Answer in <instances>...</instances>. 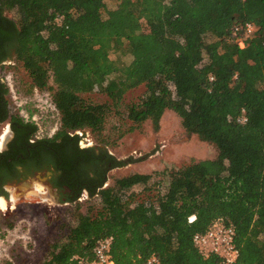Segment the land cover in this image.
<instances>
[{"label": "trees", "instance_id": "1", "mask_svg": "<svg viewBox=\"0 0 264 264\" xmlns=\"http://www.w3.org/2000/svg\"><path fill=\"white\" fill-rule=\"evenodd\" d=\"M102 1L0 0V49L13 43L30 87L50 92L60 117L55 134L34 145L53 155L72 189L67 201L76 203V224L61 225L43 264L91 261L103 237L112 238L115 264H147L153 256L154 264H221L193 242L218 218L235 228L234 264H264V0H116L117 17L103 16ZM248 23L250 35L234 34ZM142 84L144 95L127 105L126 131L147 120L158 131L168 108L217 155L105 186L110 170L135 160L118 159L98 143L81 148L77 132L106 143L112 105ZM94 92L107 100L94 103ZM8 94L0 83V120ZM13 122L26 146L37 126L17 116ZM85 189L98 207L81 210Z\"/></svg>", "mask_w": 264, "mask_h": 264}, {"label": "rangeland", "instance_id": "2", "mask_svg": "<svg viewBox=\"0 0 264 264\" xmlns=\"http://www.w3.org/2000/svg\"><path fill=\"white\" fill-rule=\"evenodd\" d=\"M116 3V0L102 1L104 17L118 16ZM7 14L15 16L14 11ZM207 38L211 40L210 36ZM112 57L116 58L117 54L113 53ZM121 57L124 62L131 60L130 56ZM6 76L10 86L7 98L11 108L22 114H34L35 108L39 109L36 115L41 125L38 136H51L59 126V120L50 103L49 93H40L30 87V79L21 63L11 65L6 70ZM145 91L146 86L142 84L126 92L118 105H112L101 135V138H106V143L98 140L90 131L82 132L86 144L90 140L91 146L97 143L105 146L118 159L135 160L110 170L105 186L114 185L117 180L131 173L161 171L166 167H179L191 159H210L217 155L214 145L201 141L196 135H189L181 124V118L168 108L161 115L158 131L154 129L152 120L145 121L140 129L126 131L131 125L126 118L127 105L137 101ZM89 95L94 103L107 100V96L101 93ZM78 203L81 210L85 211L91 204L98 207L99 199H91L84 193ZM75 206L76 203L57 204L48 200L36 204L23 203L17 210H0V216L4 217V223L0 220V264H43L50 257L52 244L57 240L61 225L76 224Z\"/></svg>", "mask_w": 264, "mask_h": 264}, {"label": "flooded vegetation", "instance_id": "3", "mask_svg": "<svg viewBox=\"0 0 264 264\" xmlns=\"http://www.w3.org/2000/svg\"><path fill=\"white\" fill-rule=\"evenodd\" d=\"M0 55L5 57L0 61V83L6 88L8 86L6 70L15 64L11 41L0 49ZM7 109L6 119L0 120V198L7 202L6 210H17L18 206L23 203L36 204L48 200L55 201L57 204H68L67 200L72 189L67 183H64V173L54 167L53 155L43 148L38 149L37 145H34L37 141L33 138L29 139L30 143L24 146L19 138L20 132H17L13 125L15 114L10 111L9 103ZM1 113L0 109V116ZM86 142L88 143L86 144L83 138L80 139L79 146L81 148L90 147V140ZM22 149L27 151L26 155ZM8 151L17 152V156L15 158L10 156L6 160L4 156ZM48 163L50 164L47 166ZM84 193L88 194L89 191L85 189L81 195ZM0 210L3 209L0 208ZM2 215L4 216V213ZM0 220L4 223V217L0 216Z\"/></svg>", "mask_w": 264, "mask_h": 264}, {"label": "built area", "instance_id": "4", "mask_svg": "<svg viewBox=\"0 0 264 264\" xmlns=\"http://www.w3.org/2000/svg\"><path fill=\"white\" fill-rule=\"evenodd\" d=\"M61 21V20H59ZM254 30V26L251 23L246 24L244 27H235L234 34L237 35L241 33V31H244L245 35H250ZM240 47H244V42L242 40L239 41ZM6 75V74H5ZM7 81V80H6ZM7 85L10 90L9 82L7 81ZM37 89V88H34ZM38 90V89H37ZM40 91V90H38ZM45 92L46 94L50 95V103L53 105L56 115L59 120V126H60V117L58 114V111L52 102L51 94L48 91H40ZM10 104V103H9ZM36 112L34 114H22L15 112L11 106L10 111L15 114V116H18L19 118L23 119L24 122L27 123H33L37 126V132L34 134L33 139H41L45 137L38 136V133L40 131L41 125L39 122V119L36 115H38L39 109L35 108ZM243 122H245L247 119L245 116H242L241 119ZM57 129L53 132L51 136L55 134ZM80 135H82V131H78ZM47 136V137H51ZM194 217L190 218V221H192ZM235 228L229 225H226L224 223V220L222 218H218L213 222V224L203 233H196L193 236V242L195 246L198 248L199 252L204 257H209L211 255H215L220 259L221 264H234L238 261L240 258V249L237 246L235 242ZM111 247H112V238L111 237H103L99 238L93 248V254L94 258L91 261L88 260H81L79 264H115L112 255H111ZM157 262L156 257H152L147 261V264H154Z\"/></svg>", "mask_w": 264, "mask_h": 264}, {"label": "bare ground", "instance_id": "5", "mask_svg": "<svg viewBox=\"0 0 264 264\" xmlns=\"http://www.w3.org/2000/svg\"><path fill=\"white\" fill-rule=\"evenodd\" d=\"M0 208L3 210L7 209V202L3 198H0Z\"/></svg>", "mask_w": 264, "mask_h": 264}]
</instances>
